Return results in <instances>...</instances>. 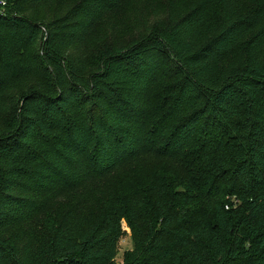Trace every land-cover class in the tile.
Returning a JSON list of instances; mask_svg holds the SVG:
<instances>
[{"label": "trees", "instance_id": "obj_1", "mask_svg": "<svg viewBox=\"0 0 264 264\" xmlns=\"http://www.w3.org/2000/svg\"><path fill=\"white\" fill-rule=\"evenodd\" d=\"M7 2L0 264H264V0Z\"/></svg>", "mask_w": 264, "mask_h": 264}, {"label": "rangeland", "instance_id": "obj_2", "mask_svg": "<svg viewBox=\"0 0 264 264\" xmlns=\"http://www.w3.org/2000/svg\"><path fill=\"white\" fill-rule=\"evenodd\" d=\"M143 0H125L123 5L120 9H118L115 13V16H119L120 18H123L125 22H131L132 19L135 17V14H137V11L141 7V3ZM169 2V0H151L149 4L151 5L150 9L154 10V5H157L159 10H161L162 15L166 16V5ZM155 11V10H154ZM111 19V18H110ZM105 22L101 24L90 40V52L91 56H93V60L96 58V54L100 51L102 46H104L105 42H103V37L105 35ZM137 27V26H136ZM138 32L133 31L132 29H126L124 32V38L129 39L131 37H135ZM36 49H39V46H35ZM162 81L167 82V79L162 78ZM123 229L125 232V235L123 236L122 240L119 243V249H118V256L115 260V264H125V256L128 252L133 250V242L131 241L132 236V230L129 227L126 220H123Z\"/></svg>", "mask_w": 264, "mask_h": 264}, {"label": "built area", "instance_id": "obj_3", "mask_svg": "<svg viewBox=\"0 0 264 264\" xmlns=\"http://www.w3.org/2000/svg\"><path fill=\"white\" fill-rule=\"evenodd\" d=\"M7 3H8L7 0H0V14L5 13Z\"/></svg>", "mask_w": 264, "mask_h": 264}]
</instances>
